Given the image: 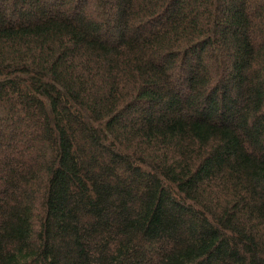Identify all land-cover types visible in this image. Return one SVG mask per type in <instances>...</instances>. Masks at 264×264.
Returning a JSON list of instances; mask_svg holds the SVG:
<instances>
[{
	"label": "trees",
	"instance_id": "16d2710c",
	"mask_svg": "<svg viewBox=\"0 0 264 264\" xmlns=\"http://www.w3.org/2000/svg\"><path fill=\"white\" fill-rule=\"evenodd\" d=\"M0 264H264V0H0Z\"/></svg>",
	"mask_w": 264,
	"mask_h": 264
}]
</instances>
